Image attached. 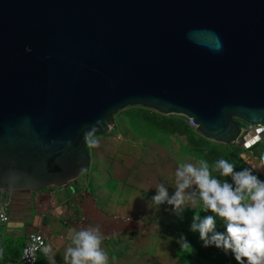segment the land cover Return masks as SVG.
<instances>
[{"label":"water","instance_id":"1","mask_svg":"<svg viewBox=\"0 0 264 264\" xmlns=\"http://www.w3.org/2000/svg\"><path fill=\"white\" fill-rule=\"evenodd\" d=\"M133 105L264 138V0H0V211L78 182Z\"/></svg>","mask_w":264,"mask_h":264},{"label":"crops","instance_id":"2","mask_svg":"<svg viewBox=\"0 0 264 264\" xmlns=\"http://www.w3.org/2000/svg\"><path fill=\"white\" fill-rule=\"evenodd\" d=\"M248 155L264 163L251 151L245 152V156ZM110 158L113 160L104 162L99 153L96 160L101 163L100 173L94 182L83 174L78 182L67 186L17 194L6 209L9 220H0V234L25 244L30 233L40 231L46 237V246L51 245L56 253V264H65L63 257L72 243L69 233L99 225L109 264H185L177 255L179 238L174 236L172 222L158 220L168 217V203L155 205L141 185L127 180L132 171L142 172L146 168L136 161L128 164L122 157L116 163L114 157ZM137 165L141 167L136 169ZM110 168L118 180L105 179ZM170 184L168 182L166 187L172 195L174 189L172 191ZM37 264H49L43 251L39 253Z\"/></svg>","mask_w":264,"mask_h":264},{"label":"clouds","instance_id":"3","mask_svg":"<svg viewBox=\"0 0 264 264\" xmlns=\"http://www.w3.org/2000/svg\"><path fill=\"white\" fill-rule=\"evenodd\" d=\"M31 51V49H27ZM95 145V141L90 142ZM231 177L221 181L213 177L212 171ZM176 186L172 195L161 183L156 186L157 193L152 197L155 205L167 202L174 211L181 214L188 205L195 206L197 196L203 201L207 215L201 219L196 215L191 225L192 231H198L204 246L215 245L226 254L231 252L238 264H264V181L254 174L252 168L235 170V165L225 159L218 160L212 168L206 160L199 161V167L185 163L176 169ZM195 186V189H193ZM224 222L225 231L216 230V217ZM38 240L39 247L49 264H56L55 252L51 245L45 246ZM71 245L63 257L65 264H109V256L102 247L103 233L99 225L81 228L70 232ZM181 247H191L186 237L178 239ZM33 246L29 251L35 252ZM0 250V256H2ZM35 260V256H32Z\"/></svg>","mask_w":264,"mask_h":264},{"label":"rangeland","instance_id":"4","mask_svg":"<svg viewBox=\"0 0 264 264\" xmlns=\"http://www.w3.org/2000/svg\"><path fill=\"white\" fill-rule=\"evenodd\" d=\"M155 114L162 113L141 105L129 106L115 114V127L108 134L87 136L86 144L92 154V163L83 176L92 179V182L98 177L99 164L101 163L100 161L98 163L96 159L99 153L104 162L113 160L110 157H114L113 162L115 163L119 162L121 157L126 160V163L128 161V164L136 161L138 164L141 163L142 168H146V171H132L127 180L141 185L145 189L146 195L152 198L157 193L156 186L161 183L169 186L168 182H170V185L173 186L172 191L173 189L175 191L176 169L182 164L193 163L199 167L200 160L207 161L206 156L211 155L213 160H217L222 153L227 157L228 162L232 161L231 149L225 144L203 136L191 119L175 114H163L165 117L159 118ZM154 122L159 123V126ZM241 123L242 126H247L246 122L241 121ZM91 141H95V145H92ZM241 148H245V146ZM101 150L103 151L101 152ZM240 156L246 163L248 159L252 165L249 162L247 164L264 176L263 162L252 155L245 156V153ZM102 165L108 166L105 163ZM139 167L141 165H137L135 168ZM104 177L106 180L112 181L119 179L111 168ZM124 179L126 180V178ZM201 205H203V201L199 200L197 196L195 206L188 205L181 214H177L174 211V206L168 204L166 209L169 211L168 217L158 219L160 221L164 219L165 223L172 222L171 229H175L174 236L177 238L184 236L190 242L191 247L184 249L180 243L176 242L180 248L177 254L178 258L185 264H193L191 256L194 255L195 247L199 242V232L192 231L191 225L195 217L194 212L198 213ZM159 213L161 214V212Z\"/></svg>","mask_w":264,"mask_h":264},{"label":"trees","instance_id":"5","mask_svg":"<svg viewBox=\"0 0 264 264\" xmlns=\"http://www.w3.org/2000/svg\"><path fill=\"white\" fill-rule=\"evenodd\" d=\"M155 116L159 118L165 117V115L160 114ZM155 125L159 126V123L154 122ZM224 144V143H222ZM226 147L231 149L232 154V164L235 165L236 171H241L243 168H251L246 161L240 156L241 154H244L246 151H251L256 157L264 160V139L261 141H258L254 145H252L249 148H241L233 144H225ZM208 155V154H207ZM222 156V157H221ZM207 162L209 163L210 168L220 159L227 160V157L224 156L222 153L217 160H213V156L208 155L206 156ZM229 162V163H231ZM253 169V168H252ZM254 170V169H253ZM215 171V172H213ZM212 175L213 177L220 179L221 181L228 180L230 183L231 177H225L220 174L219 171L213 170ZM254 174L259 177V179H264V176L258 173L256 170H254ZM264 181V180H262ZM199 215L201 219L207 215H215L210 210L204 211L203 205H201L200 209L198 210V213L194 212V216ZM216 230L220 232L225 231V225L224 222L221 220L220 217H216ZM196 237H198L196 235ZM200 237V234H199ZM198 243L195 247V253L193 256H191V263L193 264H238V262L235 260L234 255L229 252L225 253L222 249L217 248L215 245H210L208 247L204 246V242L198 238ZM24 243H20L17 240L14 239H6L3 238V236L0 234V250H2V256H0V264H9V263H16L21 255H22V249H23Z\"/></svg>","mask_w":264,"mask_h":264},{"label":"built area","instance_id":"6","mask_svg":"<svg viewBox=\"0 0 264 264\" xmlns=\"http://www.w3.org/2000/svg\"><path fill=\"white\" fill-rule=\"evenodd\" d=\"M260 127L263 129V132H264V126L263 125L247 123V126H245V127L243 126L242 128H243V131H246L247 133L250 131H254L257 134H260V132L257 131L258 128H260ZM262 139L263 138H261V140ZM261 140H259V141H261ZM245 148H249V147H245ZM6 209H5V211H2V210L0 211V220L3 222H6L9 220V215L6 212ZM35 238H39V240H42L43 244L46 246L47 241H46V237L44 236L43 233H41L40 231H35V232L30 233L28 235V238H27L24 246H23L22 255H21L20 259L15 264H37L38 259H39V253L42 250L39 247L38 240ZM33 246H35L37 249L34 253L29 251ZM33 255L35 256V260L32 259Z\"/></svg>","mask_w":264,"mask_h":264}]
</instances>
